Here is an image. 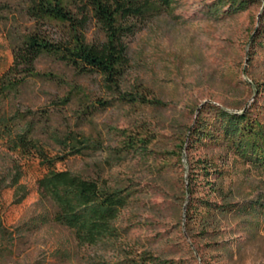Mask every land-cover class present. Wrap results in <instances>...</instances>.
<instances>
[{
	"label": "rangeland",
	"instance_id": "374dc122",
	"mask_svg": "<svg viewBox=\"0 0 264 264\" xmlns=\"http://www.w3.org/2000/svg\"><path fill=\"white\" fill-rule=\"evenodd\" d=\"M32 1L0 0L1 78L28 36L71 38L67 24L31 18ZM64 1L77 14L72 0ZM225 1L174 0L148 16L126 38L130 66L116 88L51 55L39 57L31 75L26 68L11 74L17 87L0 94V264L118 263L146 255L173 264H264V168L224 141L187 144L206 104L248 111L264 124V0L234 17ZM85 36L94 46L106 37L96 22ZM129 93L140 100L125 101ZM23 132L51 156L65 157L58 170L130 194L113 237L82 246L53 220L55 208L37 184L39 161L15 147ZM83 141L91 148L69 156ZM139 141L144 148L127 150ZM202 159L224 171L225 202L251 207L217 216L216 224L210 219L206 231L186 217L190 178L198 181L196 198L224 202L207 195L197 170Z\"/></svg>",
	"mask_w": 264,
	"mask_h": 264
},
{
	"label": "trees",
	"instance_id": "16d2710c",
	"mask_svg": "<svg viewBox=\"0 0 264 264\" xmlns=\"http://www.w3.org/2000/svg\"><path fill=\"white\" fill-rule=\"evenodd\" d=\"M173 1L72 0L71 4L78 9L75 14L64 0H33L29 9L30 17L37 21L50 20L67 24L71 38L64 41L54 40L37 33L28 36L14 50V64L10 71L0 77V94L4 95L10 89L17 87L18 84L12 80L11 74H16L18 68H26L27 75H31L34 71V63L42 55L57 57L79 72L97 73L103 77L109 87H118L119 80L130 66L126 38L134 35L138 26L146 21L148 16L159 9H169ZM251 1L227 0L223 3L229 4L230 8L226 13L234 17L247 11ZM221 7L219 5L217 10H213V12L217 11L218 16L222 12L219 10ZM93 22H96L106 35L105 41L99 46L88 44L85 36L89 25ZM257 87L258 91H261V86ZM129 96L132 98H128ZM123 98L125 101L140 100L131 93L123 95ZM201 110L202 115L190 129L188 146L192 148L195 143H205L206 139L224 141L236 155L243 156L252 165L264 168V124L258 118L252 117L248 111L233 113L212 104H206ZM206 112L213 115V122L203 118V113ZM14 140L15 147L20 153L39 161L42 174L37 180L38 188L55 208L53 220L56 223L71 229L82 246H94L115 235L116 220L120 212L128 206L129 193L121 188L113 189L69 170H58V163L64 162L65 157L51 156L40 143L30 138L28 132L20 133ZM80 144L81 148L77 146L71 148L69 156L83 155L86 149L91 148V145L85 141ZM141 144L143 143L132 142L130 149L127 150L138 152L140 148H144ZM197 170L204 178V187L208 188L207 195H214L224 203H219L210 197L196 198L195 184L198 181L190 178L187 188L191 197L187 202L186 214L190 222L199 219L203 231H206L208 225L217 223V216L237 215L251 208L246 205L239 207L234 202H225L228 195L221 186L225 173L216 168L213 162L202 159ZM0 254L3 255V252L0 251ZM94 264H173V262L146 255L118 263L102 260Z\"/></svg>",
	"mask_w": 264,
	"mask_h": 264
}]
</instances>
